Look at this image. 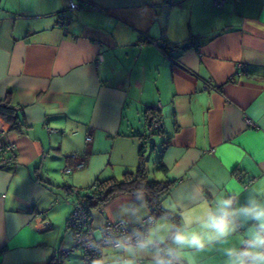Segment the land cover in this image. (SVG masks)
<instances>
[{"label":"crops","instance_id":"0c3cea01","mask_svg":"<svg viewBox=\"0 0 264 264\" xmlns=\"http://www.w3.org/2000/svg\"><path fill=\"white\" fill-rule=\"evenodd\" d=\"M77 1L70 9L69 0H0V99L25 124L18 132L0 116V149L15 152L0 168V264H48L61 249H70L62 264H83L66 224L71 192L121 179L141 155L150 178L176 181L162 201L173 216L155 217L149 231L232 199L236 232L185 250L183 261L226 264L225 249L254 227L241 209L264 203V0ZM142 34L164 38L170 57ZM156 119L162 130L149 135ZM150 210L143 193L115 194L89 209L93 234L107 220L137 224ZM166 248L170 240L130 256L102 246L100 256L153 264Z\"/></svg>","mask_w":264,"mask_h":264},{"label":"clouds","instance_id":"9594fccd","mask_svg":"<svg viewBox=\"0 0 264 264\" xmlns=\"http://www.w3.org/2000/svg\"><path fill=\"white\" fill-rule=\"evenodd\" d=\"M231 205V198L221 199L215 207L209 205L199 212L189 211L182 217V224L158 225L135 245L117 240L115 247L122 253L134 256L170 240L174 249L158 251V258L153 264H183L185 250L204 251L209 243L226 240L236 232V212ZM241 213L253 222L254 227L247 238L240 241V247L225 249L226 264H264V203L250 201L241 209ZM96 264H105L103 256L97 257ZM125 264H135V261L130 259ZM188 264H192L191 260Z\"/></svg>","mask_w":264,"mask_h":264},{"label":"built area","instance_id":"2783aa9c","mask_svg":"<svg viewBox=\"0 0 264 264\" xmlns=\"http://www.w3.org/2000/svg\"><path fill=\"white\" fill-rule=\"evenodd\" d=\"M225 0H213L214 5L220 6ZM83 5L82 2L77 0H69V8L75 9L80 8ZM68 15L65 12L58 13V19L60 23L67 22ZM139 40L142 42H149L156 46L166 57H170L171 48L168 42L164 38L153 39L148 35H140ZM101 59L99 57L98 61ZM97 63V61H96ZM205 88H215L210 83L205 84ZM246 125L253 126L254 123L248 118H245ZM162 130L161 119L151 120L147 123V131L149 135L155 132H160ZM3 154L8 153V156H0V168L14 163L15 152L14 145L7 144L0 149ZM1 155V154H0ZM82 166V163L77 165ZM64 172L70 170L68 165H65ZM249 182V181H248ZM248 182L244 184V187L248 186ZM73 194L78 196V191L74 190ZM155 220V213L150 210L149 214L144 217L137 224H128L126 221L118 220H107L101 226L99 237H95L93 234V227L90 222L89 213L84 207L83 202L80 199H76L72 204L71 211L67 217V227L72 233L73 246L80 247L82 249V263L83 264H96L97 257H100V248L102 246H113L117 240L129 241L131 244L135 245L143 235L149 232L150 227L153 225ZM51 227L50 224H44L43 228ZM155 247H160L157 244ZM70 249H61L56 252L57 255H65Z\"/></svg>","mask_w":264,"mask_h":264},{"label":"trees","instance_id":"16d2710c","mask_svg":"<svg viewBox=\"0 0 264 264\" xmlns=\"http://www.w3.org/2000/svg\"><path fill=\"white\" fill-rule=\"evenodd\" d=\"M0 116L10 123V129L18 132L25 127L20 120V116L16 107H14L8 98L0 99ZM143 150V149H142ZM141 150V152H142ZM158 168L166 172L165 167L158 163ZM176 181L169 178L164 180H156L150 178L145 167L144 155L140 157V164L134 172H126L121 179L107 178L96 180V182L82 190H78V199H80L87 212L90 208L99 207L104 204L115 194L120 193H143L151 211L157 216H170L172 211L165 209L162 205L163 198L171 191ZM48 264H62L59 255H54ZM183 264H186L183 262Z\"/></svg>","mask_w":264,"mask_h":264},{"label":"water","instance_id":"95a60500","mask_svg":"<svg viewBox=\"0 0 264 264\" xmlns=\"http://www.w3.org/2000/svg\"><path fill=\"white\" fill-rule=\"evenodd\" d=\"M155 149H156V141H155L154 136H151L148 138V149L145 154V161L149 160L151 153L154 152Z\"/></svg>","mask_w":264,"mask_h":264},{"label":"rangeland","instance_id":"374dc122","mask_svg":"<svg viewBox=\"0 0 264 264\" xmlns=\"http://www.w3.org/2000/svg\"><path fill=\"white\" fill-rule=\"evenodd\" d=\"M158 151H156L155 150V152H153V155H152V158H151V162L150 163H152V161L154 160V156H155V153H157ZM64 176H62L61 174H60V178H63ZM71 193H73V191L71 192ZM70 205H71V203H70ZM72 206V205H71ZM70 211H71V209H70ZM97 235V234H96Z\"/></svg>","mask_w":264,"mask_h":264}]
</instances>
